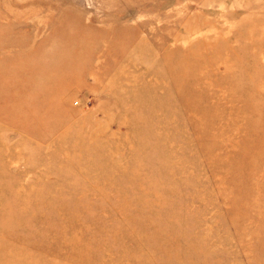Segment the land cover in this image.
I'll list each match as a JSON object with an SVG mask.
<instances>
[{
    "label": "rangeland",
    "instance_id": "1",
    "mask_svg": "<svg viewBox=\"0 0 264 264\" xmlns=\"http://www.w3.org/2000/svg\"><path fill=\"white\" fill-rule=\"evenodd\" d=\"M0 264H264V0H0Z\"/></svg>",
    "mask_w": 264,
    "mask_h": 264
}]
</instances>
